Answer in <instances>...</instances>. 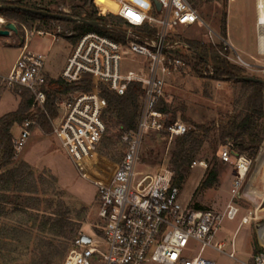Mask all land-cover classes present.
<instances>
[{
	"label": "built area",
	"instance_id": "2783aa9c",
	"mask_svg": "<svg viewBox=\"0 0 264 264\" xmlns=\"http://www.w3.org/2000/svg\"><path fill=\"white\" fill-rule=\"evenodd\" d=\"M113 1V10L103 12L100 9L96 17H107L110 11L115 22L86 20L97 22L98 27L81 34L75 29L65 31L56 24L66 22L56 21H49L51 26L44 31L36 30L39 37L50 36L55 41L61 36L72 43L58 78H52L46 71L48 57L30 50L27 28L13 23L18 31L21 27L24 32L21 49L9 74L0 77V85L7 92L19 98L26 91L32 98L31 118L20 125L19 137L13 141L16 156L33 131L40 128V120L44 118L51 128L49 135L59 143L82 178L88 180L92 175L104 180L96 184L100 224L90 231L91 234L81 232L77 235L61 264H215L204 257L207 250L226 256L234 264H264V253L246 262L237 257L233 243L231 251L227 252L225 244L216 241L223 220L237 217L239 210L232 206L234 201L247 195L248 184L245 189L243 186L254 164L248 156H233L231 144L222 150L221 160L225 164L233 160L236 176L231 204L225 213L184 206L179 200V188L172 183L173 172L165 164L152 174L139 171L148 135L165 134L172 141L191 131L179 120L167 125L170 116L158 108L168 100L169 82L194 72L191 62L195 61L197 53L183 34L203 24L197 10L188 0H147V5L144 0ZM54 14L73 17L67 9ZM10 23L0 18V31ZM258 28V38L262 42L264 27L258 24ZM15 35L10 31L9 37ZM211 39L214 41L213 37ZM128 63L135 66L134 71L124 69ZM202 75L214 77L211 65H205ZM86 77L97 82V89L93 92L81 89L53 92L51 101L55 116L52 117L46 108L49 81L61 80L65 85L77 86ZM131 85H140L143 90L137 124L134 130L121 134V161L113 175L105 179L95 159L106 134L105 117L109 107L100 89L105 87L122 97ZM196 166L205 167L203 163H194L192 168ZM258 215L255 211L254 217H244L240 226L260 222L262 218ZM191 242L199 246L198 255L193 258L184 255Z\"/></svg>",
	"mask_w": 264,
	"mask_h": 264
},
{
	"label": "rangeland",
	"instance_id": "374dc122",
	"mask_svg": "<svg viewBox=\"0 0 264 264\" xmlns=\"http://www.w3.org/2000/svg\"><path fill=\"white\" fill-rule=\"evenodd\" d=\"M29 1H37L38 6L53 12H58L61 9L73 12V7L81 6L84 2L95 12L100 9L104 12L115 8L113 0ZM143 3L147 5V0H144ZM230 3L232 5H229ZM196 10L203 24H197L185 31L183 37L188 41L207 46L224 44L229 48L228 61L231 64L244 70L247 77L263 80L264 55L253 54L256 50L259 31L257 0H213L210 3L203 2ZM224 19L226 20L225 35L222 32V20ZM49 25L50 22L47 24L29 22L25 27L29 33L30 50L46 55L48 57L46 71L52 76H58L64 68L63 65L70 53L72 43L61 36L54 41L50 36L39 37L36 35V30L44 31ZM56 26H61L65 31L74 30L76 27L66 23L56 24ZM22 31L20 27L19 36L0 37V77L7 76L17 60L21 49V38L24 35ZM77 33L81 34L82 30ZM211 37L214 38V41ZM124 69L134 71L135 66L128 63L124 65ZM167 96V103L172 104L173 109H178L177 120L189 128L193 129L194 127L190 123L184 122L182 116L197 125H216L215 129L205 138L203 149L192 163V165L203 163L205 167L192 168L191 166L179 188V200L192 210H196L195 206L198 205L206 211L225 213L231 204V192L236 176L233 160L229 164H225L221 160V153L225 146L221 141L218 124L221 120L238 117L242 113L244 93L241 85L230 81H217L212 77L200 78L194 72H189L188 75L177 76L169 82ZM18 102L20 105L21 101L17 96L7 92L0 85V105L4 107L3 109L0 107V118L15 111ZM47 124L49 125L48 122ZM50 132V125L48 128L40 126L39 129L33 131L32 137L27 141L25 147L19 153L17 152L12 167H17L22 163L27 167L22 177L25 183L23 191L8 193L0 191V210L5 206L9 216L8 220L0 218V242L3 244V250L0 252V264H32L38 256V250L44 240L53 244V249L49 253L52 263L61 264L63 260L60 261V254H64L65 259L73 239L81 232L91 234L90 231L100 224L96 184H101L104 180L92 175L88 177V180L83 179L60 148L59 143L49 135ZM118 133H120L118 126H112L109 133L107 128L95 156L101 171L106 175L105 179L113 175L123 155V146L117 141ZM12 135L14 140L19 137V126L12 130ZM40 139L44 142H40ZM173 146L174 141H170L168 138L156 134L148 135L142 149L143 160L139 171L152 174L163 164L171 169L170 160ZM262 146L260 154L253 162L249 178L243 186L245 189L248 184L247 195L242 196L240 200H235L232 204L239 210L236 219L225 218L216 235V241L225 244V251L230 252L232 243L235 245L238 258H247L251 242L254 241L256 244L258 241L256 226L259 223H264V143ZM26 147H28V156L25 160L23 150ZM214 165L218 171V183L209 189H200L201 182L205 179L208 171L214 168ZM28 172L32 174L29 175ZM4 195L9 196L6 204H3L2 196ZM255 211L259 213L258 216L262 220L242 225L237 231L241 220L248 215L254 217ZM59 212H69L68 217L75 225V231L69 233L68 240L45 235L39 229L46 219L55 220ZM15 221H20L21 224ZM2 231L7 232L5 238L2 236ZM249 236L252 237V241L249 240ZM198 252L199 246L191 242L184 255L193 258L198 255ZM204 257L212 260L215 264H234L226 256L211 250H207Z\"/></svg>",
	"mask_w": 264,
	"mask_h": 264
},
{
	"label": "trees",
	"instance_id": "16d2710c",
	"mask_svg": "<svg viewBox=\"0 0 264 264\" xmlns=\"http://www.w3.org/2000/svg\"><path fill=\"white\" fill-rule=\"evenodd\" d=\"M195 9L204 3H210L213 0H188ZM41 5V4H40ZM0 6H19L22 8L46 11L48 13H56L47 8L38 6V2H30L29 0H16L15 2H9L7 0H0ZM107 12L108 16L96 17V14L92 7H87V3L84 2L81 6L73 7L72 16L81 18L83 20L90 21H112L113 14ZM108 17H110L108 19ZM0 18H3L9 22H16L22 25H26L29 22H47L52 21L43 17L35 16L29 13H25L19 10H0ZM75 25V30L82 32L90 31L92 28L77 25L76 23H69ZM84 28V29H83ZM222 32L226 34V20H222ZM74 42V40H73ZM194 51L197 53L194 62H191L194 73L204 78L202 75V69L206 64L211 65L214 80L217 81H230L236 84H240L244 93V109L240 116L234 118H228L221 120L218 124V130L221 134V141L224 146L231 144L233 146V156L246 155L255 162L260 151L263 148L264 143V83H253L244 80L247 77L244 74V70L231 64L227 57L230 54L229 48L224 44L218 46L204 45L198 42H190ZM258 79V78H257ZM261 80V79H260ZM264 82V79H263ZM48 102L46 108L50 112L51 116H55L51 97L55 91H70L81 89L86 92H93L97 89V82L90 77H86L81 85L69 86L65 85L61 80L49 81ZM101 95L108 101V115L105 117L108 133L111 131L112 126H118L119 132L117 134V141L121 143V134L125 131L134 130L137 124L140 108H141V95L142 87L140 85H131L126 94L122 97L109 92L105 87L101 89ZM21 103L18 110L14 113L7 114L0 119V191L8 192H21L24 189L25 183L23 182L24 170L27 169L24 163L17 167H12L16 153L13 145L12 130L16 126L22 125L26 120L31 118V102L32 98L26 91L19 97ZM158 110L166 113L170 116V122L167 125L173 124L177 118L178 109H173L172 104L162 102ZM184 122L190 123L194 128L191 129L186 135L176 137L174 146L171 151V170L173 172V186L180 188L181 184L185 180L187 172L190 170L192 163L196 159L197 155L203 149L204 140L209 136L211 131L215 129V124L197 125L189 119L182 116ZM40 126L42 128H48L49 125L44 118L40 120ZM167 138L165 134H159ZM143 160V159H142ZM12 167V168H10ZM10 168V169H8ZM7 169V170H6ZM5 170V171H3ZM31 175V172H28ZM218 171L216 166L211 168L205 179L200 184V189H209L215 186L218 182ZM3 204L8 203L9 196H2ZM4 206V205H3ZM195 209L198 211H206L204 208L196 205ZM68 213L59 212L55 220L50 218L46 219L40 225V232L45 235H52L55 238L68 240L70 238L69 233L75 231V225L68 217ZM0 218L5 220L9 219V216L5 210V206L0 210ZM21 224L20 221H15ZM2 236L5 238L7 232L2 231ZM77 237V236H76ZM75 237V238H76ZM2 238V237H1ZM73 239V241L75 240ZM72 241V244H73ZM71 244V246H72ZM264 242H256V255L262 253V247ZM53 249V244L50 241L44 240L38 250V256L32 262V264H53L52 258L49 253ZM3 250V244L0 242V252ZM64 254H60V261L64 260Z\"/></svg>",
	"mask_w": 264,
	"mask_h": 264
},
{
	"label": "water",
	"instance_id": "95a60500",
	"mask_svg": "<svg viewBox=\"0 0 264 264\" xmlns=\"http://www.w3.org/2000/svg\"><path fill=\"white\" fill-rule=\"evenodd\" d=\"M4 9H9V10H19L25 13H29L35 16H39V17H43L46 19H50L52 21H56V22H66V23H82L84 25H87L89 27H93V28H97L98 27V23L97 22H89L86 20H79L76 18H73L71 16L68 15H60V14H54V13H48L45 11H36V10H30V9H26V8H22L19 6H0V10H4ZM10 31L14 32L16 35H18L19 31H18V27L13 24H7L5 26V29L0 31V37H9L10 35ZM244 80L253 82V83H259V84H263V80L257 79V78H245ZM256 231H257V238L259 242H263L264 240V223H259L256 226Z\"/></svg>",
	"mask_w": 264,
	"mask_h": 264
},
{
	"label": "crops",
	"instance_id": "0c3cea01",
	"mask_svg": "<svg viewBox=\"0 0 264 264\" xmlns=\"http://www.w3.org/2000/svg\"><path fill=\"white\" fill-rule=\"evenodd\" d=\"M236 1V0H235ZM229 5H232V3H230ZM258 14V13H257ZM256 18V17H255ZM262 42L259 40V38H258V34H257V45H256V50H255V52H253V54H257V55H260V56H262V55H264V45H262L261 44ZM233 45V44H232ZM234 46V45H233ZM68 56H69V54H68ZM68 56L66 57V60H67V58H68ZM66 60H65V63H66ZM65 63H64V65H65ZM64 65H63V67H64ZM62 70H63V68H62ZM62 70H61V72H62ZM48 74L52 77V78H58L60 75H58V76H52L49 72H48ZM19 101H20V99H19ZM0 107H2L1 109H3L4 107L3 106H1L0 105ZM18 107H19V102H18ZM18 107L16 108V110L15 111H13V112H11V113H14V112H16L17 110H18ZM11 113H8V114H11ZM7 115V114H6ZM5 116V115H4ZM4 116H2V117H4ZM1 117V118H2ZM0 118V119H1ZM20 127V126H19ZM19 133H20V130H19ZM32 139H34V138H32ZM37 140H38V138H37ZM40 142H44V141H42L41 139H40ZM29 147V146H28ZM28 147H26V148H24V150H23V155H24V159L26 160L27 159V151H28ZM217 213V212H216ZM242 226H240L239 225V227H238V229H237V231L241 228ZM237 233V232H236ZM235 233V234H236ZM235 234H234V236H235ZM234 238V237H233ZM252 239V237L251 236H249V240H251ZM252 241V240H251ZM218 242V241H217ZM264 242V241H263ZM234 247H235V245H234ZM250 252L248 253V255H247V258L246 257H241L240 259L241 260H243V261H246V262H251L253 259H254V257L255 256H257L256 254H255V252H256V244L254 243V241H252L251 242V246H250ZM262 249V253H263V249H264V246L261 248ZM235 251H236V247H235ZM236 254H237V251H236ZM261 254V253H260Z\"/></svg>",
	"mask_w": 264,
	"mask_h": 264
},
{
	"label": "bare ground",
	"instance_id": "6f19581e",
	"mask_svg": "<svg viewBox=\"0 0 264 264\" xmlns=\"http://www.w3.org/2000/svg\"><path fill=\"white\" fill-rule=\"evenodd\" d=\"M257 22L261 28L264 27V0H257ZM2 23V21H1ZM262 37V45H264V33L261 35ZM264 181V180H263ZM263 201H264V191H263ZM264 241V240H263Z\"/></svg>",
	"mask_w": 264,
	"mask_h": 264
},
{
	"label": "snow or ice",
	"instance_id": "6c2138e0",
	"mask_svg": "<svg viewBox=\"0 0 264 264\" xmlns=\"http://www.w3.org/2000/svg\"><path fill=\"white\" fill-rule=\"evenodd\" d=\"M131 15V14H130ZM138 19V18H137Z\"/></svg>",
	"mask_w": 264,
	"mask_h": 264
}]
</instances>
